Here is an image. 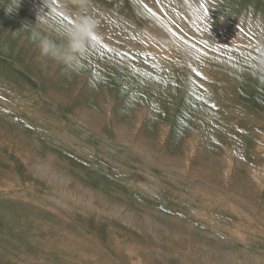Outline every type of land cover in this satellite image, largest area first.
<instances>
[{
  "label": "rangeland",
  "instance_id": "1",
  "mask_svg": "<svg viewBox=\"0 0 264 264\" xmlns=\"http://www.w3.org/2000/svg\"><path fill=\"white\" fill-rule=\"evenodd\" d=\"M76 10L97 21V39L86 55L72 66L43 57L32 39L33 30L60 43L64 26L72 20L70 13ZM161 20L173 22L170 39L177 47L170 52L150 31H160ZM180 27L205 38L196 37L193 43ZM257 27L264 28V0H87L86 6L83 0H0V92L6 98L5 103L0 102L4 107L9 102L7 107L14 109L11 115L0 116V128L23 140L21 146L12 148L0 143V212H4L0 227L7 229L10 239L20 236L26 242L25 254H10L9 248L0 253V264H125L105 231L115 221L101 223L104 216L90 208L86 217L80 212L71 215L43 199L49 186L16 151L26 150L33 141L45 156L53 157L60 171L107 199L124 201L131 207L135 201L155 204L153 207L167 214L187 217L200 231L212 232L222 240L227 239L229 226L240 237L231 243L236 249L264 254V230L243 219L249 218L248 213L235 202L218 197L227 205L222 208H234V228L230 226L226 214L214 203L218 195L213 188L199 189L210 198L207 202L195 195L199 192L193 190L188 178L169 175L174 192L144 191L149 179L167 182L161 173L165 167L155 155L128 148L115 133L117 126L130 133L138 121L136 127L144 136L156 139L161 124L168 132L161 147L178 157L183 140L193 131L215 143V148L206 147L207 157L213 151L222 154L233 140L240 157L264 174V157L255 152L264 142V39L260 31L262 41H250V35H245ZM219 28L222 31L218 34ZM199 39L212 44H201ZM184 45L200 50L191 49L186 54ZM152 56L162 65L153 66ZM55 80V87L51 86L50 81ZM60 85L70 102L64 104L51 97L58 103L54 104L45 97L59 92ZM76 93L79 98L85 93L84 98L73 101ZM86 102L100 116L86 123L72 120ZM107 112L114 118L107 119ZM197 163L193 156L189 164ZM62 182V178L55 179V183ZM241 182L249 189L255 184L245 173ZM258 197L264 200L263 193ZM249 206L260 210L251 202ZM237 222L241 227H235ZM143 234L153 240L148 233ZM10 239H0V245H7ZM206 242L212 244L211 240ZM225 262L239 264L236 260ZM179 264L195 263L183 258Z\"/></svg>",
  "mask_w": 264,
  "mask_h": 264
},
{
  "label": "bare ground",
  "instance_id": "2",
  "mask_svg": "<svg viewBox=\"0 0 264 264\" xmlns=\"http://www.w3.org/2000/svg\"><path fill=\"white\" fill-rule=\"evenodd\" d=\"M61 10L63 11V9ZM202 13L204 12L202 11ZM169 23L167 21L163 22L161 20V30L150 31L153 37L161 39L165 43L166 48L170 52L177 46L175 43L171 42L172 40L170 38L172 37L173 22H171L172 24ZM153 26L154 25H152V27ZM156 27L158 28V26ZM180 30L184 34L188 33V35L194 40L193 43L197 42L198 38L196 37H199L201 39L205 38L204 35L193 34L192 32L186 30V28L184 27H180ZM218 31H220V28L217 30V33ZM181 39L183 40V42L186 41L184 36H181ZM201 39H199L201 44H212L205 39H203L204 41H202ZM183 49L186 54H188L191 49L195 50L199 48H196L195 46L184 45ZM201 49L203 48L201 47ZM152 57H154L151 59L154 60V63L151 62L153 66L157 67L160 66V64L162 65V61L160 59L156 58L155 56ZM56 81L57 80L50 81L51 86L53 85L55 87ZM59 82L60 80L58 81V83ZM61 87V85L58 86L59 92H52L45 98L52 101L51 97H57L61 101V103L64 104L66 100L70 102V99H68L64 95L65 93L62 91ZM77 94L78 93H76L74 98L72 99L73 101L75 100V97L76 99L77 97L79 98V95L77 96ZM83 94L79 99L84 98ZM3 103H5V101ZM7 103L9 104V102ZM53 103L58 104L55 102ZM12 111L13 109L10 110L9 108L0 106V116H5L4 113L11 115ZM109 114H111V112L106 113V118L113 119V115L111 114V116H109ZM99 116L100 112L94 111L93 106L90 105V103L86 102V105L78 109V111L75 112V115L71 117L72 120H76L79 123H86L89 120L95 119ZM137 118L141 117L139 116ZM8 120L12 121L9 118ZM138 123L139 122L137 121L136 125ZM136 125L130 131L131 134L125 131L121 126H117L115 128L116 137L121 140V143L127 144L128 148L132 147L136 150L155 155L160 161L161 165L165 167V169L162 170L161 173L167 181L166 183H157L153 181L154 178L149 179L151 181L144 186V191L148 192L149 194L156 190L162 193H170L173 191V189L170 187V180L173 179L170 178L169 175H178L180 176V178H188V181L193 184H190V186L194 187L193 190L199 192L197 194H203L199 189L207 191V188H213V190L217 192V197L222 198V200L223 198H225V200L227 201L235 202L238 205L239 209H241V211H244V214L246 212L248 213L249 218L247 216H243V219H250L251 221H253V223L258 225V227L264 230V200L258 197L260 193L264 194V174L260 169H255L254 164L249 163L242 157H240V155L234 149V144H232L233 140H231L230 145H227L224 148L222 154L213 151L212 155L210 157H207L206 147H210V149L215 148V143H208L209 137H203L200 131H193L186 139L183 140L182 146L180 148L182 154L180 157H178L176 155H173L174 152H171L170 155V152L168 153L167 151H165V147H161L163 141L162 139H164L168 133L166 128H164L161 124V131L159 132V137L157 136L156 139H154V137L152 139L146 138L141 128L137 126L139 127V129H137ZM20 130L23 131L22 129ZM0 143L4 144L8 148H12L21 146L23 144V140L19 139V137H13L9 135L7 132L3 131L0 128ZM16 151L22 157V160L25 162V164L27 163L34 172L39 173L40 180L43 183L47 184V186H49V188L43 193V199L51 201L56 207L69 212L71 215L76 212H80L84 213V216L86 217L89 214L86 209L90 208L95 212L100 211L101 215L104 216V218H102L100 221L101 223H107V225H109L110 221L116 222L113 224V226H110V228L107 227L105 231H107L108 233V240L111 244V247L118 253V255L122 257V260L125 264H179L180 259L183 258H187L189 261L195 264H230L227 262L224 263V259L236 260L239 264H264L263 253L236 249L235 246L231 244L232 240H230L231 242L228 241L233 237L232 234L231 237H229L230 235H226L225 238H227L228 240L224 239L226 240L224 241L218 238L216 234L212 232L200 231V229L195 224L191 223L187 217L184 218L179 215L167 214L161 211L159 207H153L155 206V204L153 206H147L135 201V203L132 202L135 204V207H131L128 206L124 201L119 202L118 200L114 201L113 199H107L105 194L100 193L98 190L92 188L91 186L84 185L82 182L72 178L68 173H63L62 171H60L55 165L53 157H47V155L45 156L42 151H40V145L36 141L28 144L26 150L16 149ZM255 152H258L259 154H261V156L264 157V142L255 148ZM215 155H218V157L216 158ZM193 156H196L198 158V163L192 166L189 163L190 160L193 159ZM241 170H243L242 173L248 175L255 183L250 187V189L248 185H245L241 182L242 173H239V171ZM187 171H189L190 174H188ZM186 174L188 175V177H186ZM57 177L59 179H63L62 185L55 183V179ZM71 183L73 184V187L70 186ZM160 187H162L161 190L159 189ZM210 190L212 191V189ZM178 194H180L182 198L184 197V195H181V193ZM175 195L176 193L173 196L175 197ZM214 195L216 194L214 193ZM192 198L190 200H192ZM215 202L217 204L218 202L221 203L220 206L225 205L223 204V202L219 201V198L214 199V203ZM250 202L254 205L256 204V207H260V210H254L253 207H250ZM225 206L227 207V205ZM229 209L231 212L234 211L233 207L229 206ZM216 210L217 209H215V211ZM238 225L239 227H241L239 222H237V225L235 227H238ZM250 226L251 225H249V227ZM144 232L151 235L153 240L148 238L147 235L143 234ZM136 234L140 236H137ZM241 235L243 234L241 233ZM197 237H199L200 239H196ZM241 237L245 238V236ZM110 239H112V242ZM207 239L211 240L212 244H208L206 242Z\"/></svg>",
  "mask_w": 264,
  "mask_h": 264
},
{
  "label": "clouds",
  "instance_id": "3",
  "mask_svg": "<svg viewBox=\"0 0 264 264\" xmlns=\"http://www.w3.org/2000/svg\"><path fill=\"white\" fill-rule=\"evenodd\" d=\"M83 3L86 6L87 0H83ZM70 15L72 20L63 28L62 42L58 43L37 30H33L32 39L36 41L43 57L57 64L72 66L86 55L89 45L94 41L92 38L96 36L97 21L91 15L85 14L83 10L73 11Z\"/></svg>",
  "mask_w": 264,
  "mask_h": 264
},
{
  "label": "crops",
  "instance_id": "4",
  "mask_svg": "<svg viewBox=\"0 0 264 264\" xmlns=\"http://www.w3.org/2000/svg\"><path fill=\"white\" fill-rule=\"evenodd\" d=\"M2 97H3L4 99H3ZM0 100H2V101H6V98H5V96L2 94V92H0ZM18 101L23 102L24 100H23V99H18ZM6 105L9 106L8 104H6ZM18 105H20V103H17V104H16V106H18ZM0 106H3V105H0ZM3 107H4V106H3ZM4 108H8V107H4ZM9 109L12 110V108H9ZM13 110H14V109H13ZM196 195L199 196V194H197V193H196ZM200 196H201L202 199H206L207 202L210 201V198H209V197H207V196H205V195L203 196V194H201ZM217 198H218V197H217ZM218 204H219V205H218ZM218 204L215 202L216 207H218V209H219L222 213L226 214V216H227V220H228L229 223H230L229 225L233 227L232 221L235 220L234 218H236L235 215H234V213L231 212L230 209H229V210H226V209L222 208L223 206H220L221 203L218 202ZM222 210H223V211H222ZM201 213H203V211H202ZM228 213H229V215H228ZM2 215H4V212H0V216H2ZM230 215H231V216H230ZM232 216H234V217H232ZM229 228H230V227H227V230H228V231L226 230V232H227V233H230V234H228V235H231V234L233 235V237H232L231 239H229V241L232 240V242H234V241L237 242V240L240 239V238L236 237V235L234 234L233 230H230ZM6 231H7V229L0 227V239H10V238H9L10 236H9L8 234H6ZM229 231H230V232H229ZM27 235H29L28 232H26V236H27ZM233 238H235V239H233ZM9 248L12 249V251H11L12 253H10V254H16V255H22V254H25V252H26V242H25L24 239H23L22 237H20V236H18V237L15 238V239H10L9 241H7V245H5V246L0 245V253H7V249H9Z\"/></svg>",
  "mask_w": 264,
  "mask_h": 264
},
{
  "label": "snow or ice",
  "instance_id": "5",
  "mask_svg": "<svg viewBox=\"0 0 264 264\" xmlns=\"http://www.w3.org/2000/svg\"><path fill=\"white\" fill-rule=\"evenodd\" d=\"M69 23H71V21H69ZM92 39L95 41V40L97 39V37H96V36H94Z\"/></svg>",
  "mask_w": 264,
  "mask_h": 264
}]
</instances>
